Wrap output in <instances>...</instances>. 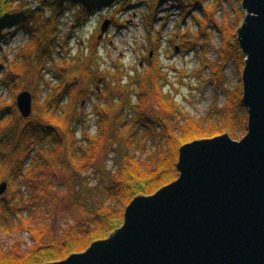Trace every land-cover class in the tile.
<instances>
[{
	"label": "trees",
	"instance_id": "16d2710c",
	"mask_svg": "<svg viewBox=\"0 0 264 264\" xmlns=\"http://www.w3.org/2000/svg\"><path fill=\"white\" fill-rule=\"evenodd\" d=\"M66 1L38 0L39 7L33 10L29 7L28 0H0V27L16 26L29 35L28 49L25 47L22 50L23 61L17 58L8 62L3 79L13 94V101L9 104L0 102V168L5 173H0V182L5 177L10 186L9 199L0 200V233L11 232V228L12 231L18 230L21 226L29 229L34 237V245L26 252L17 248L6 252L0 245V264H50L84 252L94 242L107 239L123 225L125 211L136 197L152 195L179 178L178 163L182 146L223 134L242 139L248 132L249 116L243 102L242 80L236 89L229 88V77L225 71V65L229 62L241 74L244 70L246 57L237 37L244 11L241 8L238 10L235 22L230 23L227 18L220 25L213 20L219 1L205 8L201 5L202 0H194L189 7L184 5L188 9L186 13L199 9L204 22H213L223 36V45L219 50L221 63L214 66L207 62L205 65V68H212L213 82L217 88V97L206 118H188L183 126L173 121L165 122L160 117L158 120L151 119L147 106L148 93H141L144 87L137 82L140 92L134 97H137V102L133 103V98H121L123 101L118 111L114 112V104L111 102L103 110L99 109L97 115L100 114V120L97 122L95 137L89 136L83 142H78L75 140V128L82 124V116L78 112L80 103H75L78 89L76 85L70 86L69 100H66L68 103L63 105L65 99L60 95L67 87L64 84L57 97L52 95L43 102L40 101V89H37L34 94L33 116L23 125L24 120L17 118L15 95L21 92L22 81L29 78L33 68L40 80L47 63L55 61L60 20L69 9ZM17 2H21L23 6L19 8ZM71 2H84L85 19H80L79 22H86L88 17L95 14L99 4L115 5L117 0H100V3L95 2L93 5H89L88 0ZM48 12L52 14L51 18L46 17ZM15 33H0V40ZM68 67L82 72L86 84L89 83L91 73L88 67L79 62L68 63ZM147 74L155 78L156 96L161 97V69L155 64L146 71L145 75ZM151 81L149 79V84ZM71 92L76 93L72 100ZM221 95L226 98L224 105L219 107ZM158 103L164 109H173L171 103H165L162 99ZM75 143L82 146L77 147ZM27 144L42 146L44 158L38 162V168L34 169L44 170L51 178L45 180L44 172H41L42 188L38 193L41 203L37 211L39 217L43 213L42 205H47L49 197L54 200L52 203L57 200L53 195V190L58 185L57 170H62L65 175L71 171L74 189L78 190L80 187L83 192L82 198L78 199L76 195L74 199L72 223L50 241L44 239L47 230L36 223L32 212L27 219L22 215L26 220L20 216L22 186L16 183L25 173V159H17L15 165L12 162H15L14 158H18L17 154ZM108 145L114 154L115 167L111 170L100 162ZM27 171L33 176V171ZM89 172H94V177H97L94 188H89L84 177ZM29 203L33 205L32 201ZM15 220L18 222L14 225L12 222Z\"/></svg>",
	"mask_w": 264,
	"mask_h": 264
},
{
	"label": "rangeland",
	"instance_id": "374dc122",
	"mask_svg": "<svg viewBox=\"0 0 264 264\" xmlns=\"http://www.w3.org/2000/svg\"><path fill=\"white\" fill-rule=\"evenodd\" d=\"M218 1L213 20L220 25L227 18L230 23L235 22L238 10L242 9V1L202 0L201 5L206 8ZM95 2L100 3V0H88L89 5ZM66 3L69 9L61 17L62 21L60 20L55 61L47 63L40 80L37 79L38 74L33 68L29 78L23 79L21 92L29 91L34 97L36 90L40 89V101L43 102L52 95L57 97L60 87L65 84L67 87L60 96L65 99L63 105H67L68 90H71L70 86L76 85L78 96L75 103H80L78 112L82 116V124L75 128V140L83 142L86 137H95L97 122L100 120L97 111L103 110L108 103L114 104V112L120 108L123 101L121 98H133V103H136L137 97H134L140 93L137 82L144 87L141 93H148L147 106L151 119L158 120L160 117V120L165 122L173 121L183 126L188 118L202 120L210 115L217 97V88L213 82L212 68H205V65L207 62L214 66L221 63L219 50L223 45V36L213 22H204L199 9L186 13L188 9L184 5L189 7L194 0H182L181 3L173 0H117L115 5L99 4L95 15L88 17L86 22H79L84 18V2L67 0ZM16 5L19 8L23 6L21 2ZM32 5L36 9V6H39L38 0H34ZM51 16L50 12L46 14L47 18ZM106 20H110L112 25L100 39ZM9 27L10 25L0 27V33L8 35L10 32H16L13 36L0 40V102H5L4 104L13 101V94L3 80L8 62L17 58L23 61L22 50L25 47L28 49L29 42V35L25 31L16 26ZM76 62L90 69L91 79L88 84L82 72L68 67V63ZM155 64L161 69L159 85L162 96L158 98L155 92V78L145 75ZM225 71L229 77V88L236 89L242 80V74L232 62L225 65ZM149 79L152 80L151 84ZM76 93L71 92V100ZM19 94L15 95L17 118L23 119L24 125L31 118L25 120L20 114L17 108ZM225 98V95L219 97V107L224 105ZM161 99L165 103H171L173 109L162 108L158 103ZM92 130L94 132L90 133ZM75 145L82 146L79 143ZM41 149L42 146L38 144H27L12 163L15 165L17 159H25V173L16 183L22 186L20 216L24 215L27 219L28 214L32 212L36 223L47 230L44 239L50 241L72 223L74 199L76 195L78 199L82 198L83 192L80 187L78 190L74 189L71 171L65 175L62 170H57L58 185L53 190L57 200L52 203L54 200L49 197L47 205H42L41 217L38 216V206L41 203L38 193L42 188L40 180L44 170L34 167L38 168V162L44 158ZM113 158V149L108 145L100 162L111 170L115 167ZM27 170L33 171V176ZM0 173H4L1 168ZM43 176L45 180L51 179L45 172ZM84 177L89 183V188L96 186L97 177H94V172H89ZM3 178L0 185L6 182L5 177ZM8 192L0 196V200L9 199ZM29 201H32V206ZM24 218L23 220H26ZM17 222L18 220H15L12 223L15 225ZM10 231L0 233V245L6 252L12 248L26 252L34 245V237L29 229L20 226L18 230L12 231L11 228Z\"/></svg>",
	"mask_w": 264,
	"mask_h": 264
},
{
	"label": "water",
	"instance_id": "95a60500",
	"mask_svg": "<svg viewBox=\"0 0 264 264\" xmlns=\"http://www.w3.org/2000/svg\"><path fill=\"white\" fill-rule=\"evenodd\" d=\"M242 10L245 137L223 134L182 146L176 181L136 197L107 239L50 264H264V0H242ZM111 25L104 22L100 39ZM33 98L29 91L17 97L25 120ZM8 186L0 185L1 197Z\"/></svg>",
	"mask_w": 264,
	"mask_h": 264
},
{
	"label": "built area",
	"instance_id": "2783aa9c",
	"mask_svg": "<svg viewBox=\"0 0 264 264\" xmlns=\"http://www.w3.org/2000/svg\"><path fill=\"white\" fill-rule=\"evenodd\" d=\"M34 0H29V3L32 5V2H33ZM37 1V0H36ZM33 6V5H32Z\"/></svg>",
	"mask_w": 264,
	"mask_h": 264
}]
</instances>
